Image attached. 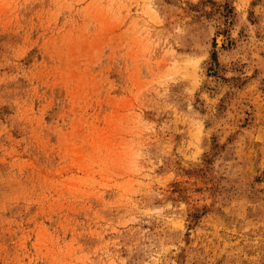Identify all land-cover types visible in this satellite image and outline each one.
I'll list each match as a JSON object with an SVG mask.
<instances>
[{"label":"rangeland","instance_id":"374dc122","mask_svg":"<svg viewBox=\"0 0 264 264\" xmlns=\"http://www.w3.org/2000/svg\"><path fill=\"white\" fill-rule=\"evenodd\" d=\"M0 264H264V0H0Z\"/></svg>","mask_w":264,"mask_h":264},{"label":"bare ground","instance_id":"6f19581e","mask_svg":"<svg viewBox=\"0 0 264 264\" xmlns=\"http://www.w3.org/2000/svg\"><path fill=\"white\" fill-rule=\"evenodd\" d=\"M226 38H227V37H225L224 35H219L217 41H218L219 43H222L224 40H226V42H227V39H226ZM224 43H225V42H224Z\"/></svg>","mask_w":264,"mask_h":264}]
</instances>
